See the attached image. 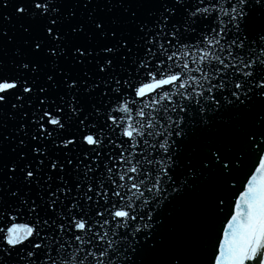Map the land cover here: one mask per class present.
<instances>
[{
	"label": "snow or ice",
	"instance_id": "snow-or-ice-1",
	"mask_svg": "<svg viewBox=\"0 0 264 264\" xmlns=\"http://www.w3.org/2000/svg\"><path fill=\"white\" fill-rule=\"evenodd\" d=\"M0 264H264V0H0Z\"/></svg>",
	"mask_w": 264,
	"mask_h": 264
}]
</instances>
